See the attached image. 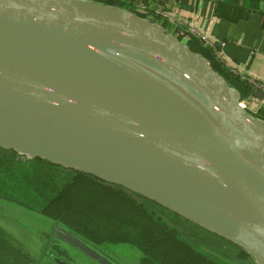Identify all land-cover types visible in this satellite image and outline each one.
I'll return each instance as SVG.
<instances>
[{"label":"water","instance_id":"95a60500","mask_svg":"<svg viewBox=\"0 0 264 264\" xmlns=\"http://www.w3.org/2000/svg\"><path fill=\"white\" fill-rule=\"evenodd\" d=\"M145 14L0 0V148L126 189L264 264V119L248 107L264 95L242 98ZM50 229L108 264L63 224Z\"/></svg>","mask_w":264,"mask_h":264},{"label":"crops","instance_id":"0c3cea01","mask_svg":"<svg viewBox=\"0 0 264 264\" xmlns=\"http://www.w3.org/2000/svg\"><path fill=\"white\" fill-rule=\"evenodd\" d=\"M94 1L140 8L162 26L167 23L178 31L195 28L211 39L224 41L222 60L234 65L241 75L264 82V0ZM254 105L264 111V102ZM58 220L41 213L38 205L25 204L0 192V264L37 263L45 241L55 239L50 225L53 221L60 224Z\"/></svg>","mask_w":264,"mask_h":264},{"label":"trees","instance_id":"16d2710c","mask_svg":"<svg viewBox=\"0 0 264 264\" xmlns=\"http://www.w3.org/2000/svg\"><path fill=\"white\" fill-rule=\"evenodd\" d=\"M261 14L264 18V12ZM163 26L167 32L174 34L175 27H171L167 23H163ZM176 36L179 37L178 34ZM186 42L192 50L202 53L209 59L213 68L225 78L229 85L238 89L242 98L247 99L255 95L256 90L239 76L230 73L228 68L216 59L213 51L205 46L202 41L196 37H190ZM258 110L261 108L258 107ZM250 111L253 112L252 109ZM258 113L261 114L259 117L264 119V111ZM49 175H57L59 181L53 182V179L51 181ZM105 187L106 185L101 181L84 173L65 169L45 160L26 158L17 155L12 150L0 148L1 193L18 199L25 198L26 202L31 204L36 203L35 205H40L38 207L43 214L66 223H78L77 228L81 225L90 226L87 228L88 230L79 228L88 236L91 233L92 235H102L103 238L115 237L110 233L109 230L111 229L113 232L122 235L130 234L137 240L143 232L141 227H136L138 225L137 219L139 214L144 215L145 209L142 205L131 201L118 192L116 196L112 194L111 199H114L113 202L116 201L124 208L125 212H119V214L113 210L110 202L101 200L100 195H104L106 192L108 195L105 197L110 198V190L104 191ZM13 192H16V196ZM104 206H109V208ZM108 209L111 215L109 220L103 221L107 225V229L103 231L101 229L104 228L99 229L98 220L102 219L103 215L107 217ZM86 211L90 215L84 217Z\"/></svg>","mask_w":264,"mask_h":264},{"label":"flooded vegetation","instance_id":"af4514ba","mask_svg":"<svg viewBox=\"0 0 264 264\" xmlns=\"http://www.w3.org/2000/svg\"><path fill=\"white\" fill-rule=\"evenodd\" d=\"M157 207L160 206L157 205ZM173 215L178 220L185 221L179 218L178 216H176L175 214ZM178 220L175 219L174 224L175 223L180 224V221ZM58 222L66 226L71 232L76 234L83 242H85L89 246L93 247L94 249H99L100 252L106 257L107 259L106 261L108 262V264H125V262H122L118 258L119 257L118 255H115L118 249H122V248H123L122 251H127L136 258H139L140 264H146L145 263L146 258L150 259V262L148 263L152 264L154 262V260L152 261L153 257H151L150 255L146 257L144 252L138 249L137 246L138 244H135V240L132 241L129 240L128 242L125 241L114 244L115 242H118L117 239L119 238H115V237L103 238L102 235H96V234L92 235L91 233L89 234L90 236H88L84 234V232L72 228L71 224L69 223L63 222L61 220L60 221L58 220ZM185 222L187 223V228L189 230L185 229L182 226L181 227L177 226L176 230H174L175 233L173 235L174 242L181 245L182 248L187 249L188 251L194 253L197 256L200 255L208 264H249L251 260L250 257L240 249L231 245L227 241L193 225L192 223H189L187 221ZM58 224L59 223H56L55 226H57ZM161 224L162 221H160V227ZM194 229L198 230L199 233L195 232ZM206 241H210L212 243V247L209 246L206 243ZM44 257L45 259H43ZM54 258H56L57 260H55ZM30 264H98V263L94 260H91L82 251L75 248L74 246L58 238L55 239L48 238L47 241H45L44 243V252L41 255V258L38 259L37 263L33 262Z\"/></svg>","mask_w":264,"mask_h":264},{"label":"rangeland","instance_id":"374dc122","mask_svg":"<svg viewBox=\"0 0 264 264\" xmlns=\"http://www.w3.org/2000/svg\"><path fill=\"white\" fill-rule=\"evenodd\" d=\"M173 31V29H172ZM174 34H179L178 30L175 28L174 29ZM173 34V33H172ZM173 34V35H174ZM190 39V38H189ZM249 109H252L254 114H259V111H263V110H258V107H256L254 104L248 105ZM262 113V112H260ZM263 114V113H262ZM261 114L257 115L260 116ZM263 119V118H262ZM2 149V148H1ZM17 154V153H16ZM20 155V154H17ZM24 156V155H21ZM26 157V156H24ZM28 158V157H26ZM31 159V158H30ZM64 168V167H63ZM68 169V168H65ZM71 170V169H70ZM73 171V170H72ZM49 177L51 178V181L53 179V182H58V176L57 175H49ZM111 186H106L103 190H110V198L105 197L108 195V193H104V195H100L101 200L103 201H107L111 203V207H113V210L117 211L118 213H123L125 212L124 208L122 206H120L116 201H114V199L112 198V194H114L115 196L117 195L118 192H120L121 195L128 197L131 201H135V203L140 204L143 206V208L145 209V213L144 215L139 214L138 216V225H136V227H141L143 232L142 235H139V238L136 240L134 239V237L130 234H119L117 232H113L110 227H109V231L110 233L115 236V238H119L117 239L118 242L116 243H120V242H125V241H129V240H135V244H138V249L143 251L145 256L147 257L148 255H150L152 258V261L154 260V262L152 264H208L205 262V260L199 255H195L194 253H191L190 251H188L187 249H184L181 247V245H179L178 243L174 242V233L177 228V226L179 227H184L185 229L189 230L187 228V223L185 221H181L178 220L177 218H175V216L160 207H157V205L147 201L146 199L137 196L133 193H131L130 191H127L126 189H123L121 187L118 186H114L113 188H110ZM14 195L16 196V192ZM97 195V194H95ZM114 197V196H113ZM18 199V198H17ZM19 201L34 206L36 203H29L26 202V199L24 198H19ZM39 204V203H38ZM40 206V205H38ZM104 207H108L109 206H104ZM122 207V208H121ZM34 208V207H33ZM37 208V207H35ZM40 209V207H38ZM42 213V212H41ZM89 212H85L84 213V217L88 216L90 214H88ZM108 215L106 217V215H103L102 219L98 220V223L100 224V228H104L101 229L103 231H105V229H107V225H105V223H103L104 220H109L110 219V215L111 212L108 209L107 211ZM119 213V214H120ZM178 220L180 221L179 223H175L174 224V220ZM160 221H162L161 227H160ZM71 224L72 228L81 231L80 229H86L89 228L90 226L87 225H81L79 228H77L79 226V224H75V222L73 223H69ZM102 224V225H101ZM159 225V226H158ZM173 227V228H171ZM134 228V227H133ZM160 228V230H159ZM195 230V229H194ZM82 232V231H81ZM195 232L199 233L198 230H195ZM116 240V241H117ZM206 243L212 247V243L210 241H206ZM219 248V247H218ZM122 249H118V251L115 253V255H118L117 257L122 261L125 262V264H140V260L139 258H136L135 256H133L131 253L127 252V251H122ZM251 259V258H250ZM146 264H150L148 262H150L149 258H146ZM249 264H253L252 259L250 260Z\"/></svg>","mask_w":264,"mask_h":264},{"label":"built area","instance_id":"2783aa9c","mask_svg":"<svg viewBox=\"0 0 264 264\" xmlns=\"http://www.w3.org/2000/svg\"><path fill=\"white\" fill-rule=\"evenodd\" d=\"M178 35H179V39L183 40V41H187L189 39L190 35H195L200 41H202V43L209 47L216 59L220 60L229 70L230 73L239 76L241 79H243L248 85H250L253 89L263 93L264 95V82L258 78L255 77H250V76H245V75H241L236 67H234V65H232L229 62H224L221 58V50L222 47L224 46V41H220V40H215V39H211L209 37H207L204 33L197 31L195 28H190L188 30H183L180 29L178 31ZM256 99V98H253ZM262 103V102H261Z\"/></svg>","mask_w":264,"mask_h":264}]
</instances>
